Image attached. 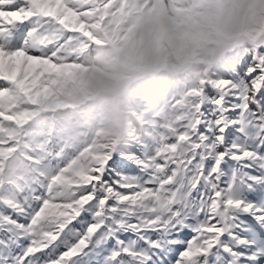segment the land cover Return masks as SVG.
Wrapping results in <instances>:
<instances>
[{
    "label": "snow or ice",
    "instance_id": "snow-or-ice-1",
    "mask_svg": "<svg viewBox=\"0 0 264 264\" xmlns=\"http://www.w3.org/2000/svg\"><path fill=\"white\" fill-rule=\"evenodd\" d=\"M105 0H0V264H264V39L113 149L43 102Z\"/></svg>",
    "mask_w": 264,
    "mask_h": 264
},
{
    "label": "clouds",
    "instance_id": "clouds-1",
    "mask_svg": "<svg viewBox=\"0 0 264 264\" xmlns=\"http://www.w3.org/2000/svg\"><path fill=\"white\" fill-rule=\"evenodd\" d=\"M261 7L256 0H205L196 18L183 26L172 17L150 23L121 54V65L113 75H132L135 68L130 58L135 56L141 57L146 67L156 66L165 44L175 47L189 38L230 44L251 26Z\"/></svg>",
    "mask_w": 264,
    "mask_h": 264
},
{
    "label": "rangeland",
    "instance_id": "rangeland-1",
    "mask_svg": "<svg viewBox=\"0 0 264 264\" xmlns=\"http://www.w3.org/2000/svg\"><path fill=\"white\" fill-rule=\"evenodd\" d=\"M107 1L109 2L111 0H106V2ZM256 3L261 6H264V0H256ZM261 11H264V7L257 10L253 18V22H258L259 25L262 27L264 25V15L259 13ZM133 16L134 23H127V28L121 33V37H123L125 34H130L131 43L140 37L141 33L150 23H156L164 17H170V15L161 13L159 11H151L147 16H144L142 13H135L133 14ZM177 22L180 25L182 24L181 21ZM249 29L251 30V26L249 27ZM120 45L121 43L117 45L118 49L120 48ZM126 46L128 47V45ZM165 59L168 60V57H165ZM194 59L195 57L193 55L186 53L185 55H180L179 57V60L180 62H182V64L170 62L168 64L169 67L167 69L155 71L153 73L156 81L155 87L157 88L160 86L164 88L170 86L174 88L176 87V82L174 81V78L176 76H183L185 79H188L190 77L191 72H194L198 69L203 72L207 67L206 65H196L194 63H187V61H192ZM130 60L135 68V71L132 75L129 76V78L134 77L139 81H143L147 78L142 77V72L155 70V67L163 65L158 63L154 67H146L143 62V59L139 56L131 57ZM183 62H185L187 65H183ZM60 63L61 67L58 75L55 78V83L52 85L51 94L43 102V106L49 105L51 107L57 106L62 108L64 107L62 103L67 101V99H69L70 97H74L75 95H77L81 98L86 94L89 95V92L95 90V86L104 88L107 85L108 78L106 75H104L105 73H103V71H101L100 69H77L78 65L74 64L72 62V58L70 57L63 58ZM81 71H83V75L81 74ZM202 82L203 80L195 83L194 86L198 87ZM130 114L132 117L129 118V121H125L123 125L116 127V129L118 130L121 128L122 131L127 133L128 141L131 145L136 139L140 138L142 134L140 133V128L138 126H136V128L134 127V124L136 123L135 113L132 111L130 112ZM131 120H133V122ZM75 124H78V122H75ZM81 127H86V124H81Z\"/></svg>",
    "mask_w": 264,
    "mask_h": 264
}]
</instances>
